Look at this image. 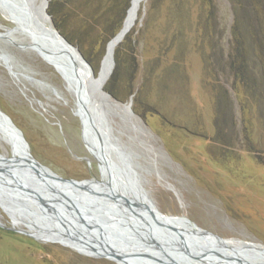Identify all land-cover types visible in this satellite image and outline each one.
Segmentation results:
<instances>
[{"label": "rangeland", "instance_id": "obj_1", "mask_svg": "<svg viewBox=\"0 0 264 264\" xmlns=\"http://www.w3.org/2000/svg\"><path fill=\"white\" fill-rule=\"evenodd\" d=\"M15 26L0 36V54L10 58L0 59V108L23 130L40 162L65 178L101 179L73 93L0 10V32ZM133 29L123 46L118 97L105 88L115 52L104 84L112 100L131 103L125 111L104 104L109 128L98 136L111 145L110 157H128L140 186L165 214L186 216L228 240L264 246V0H142ZM236 29L247 37V73L258 80L253 89L230 65ZM89 44L85 40L82 49L97 57L99 76L108 48L99 54L100 46ZM0 153L12 155L1 137ZM34 205L0 190V264H123L35 237L31 231L38 226L64 225L45 220Z\"/></svg>", "mask_w": 264, "mask_h": 264}, {"label": "water", "instance_id": "obj_2", "mask_svg": "<svg viewBox=\"0 0 264 264\" xmlns=\"http://www.w3.org/2000/svg\"><path fill=\"white\" fill-rule=\"evenodd\" d=\"M32 2L34 0H0V8L15 13L16 20L36 37L34 41L37 47L34 49L44 60L50 59L54 64L63 62L69 71H75L77 59L80 58L95 75L92 65L80 49L55 26L47 10L49 0H45L41 8L35 9ZM45 18L48 26L44 25ZM13 31H16V26L0 32V36H8ZM129 31L121 36L119 43ZM114 52L115 49L112 51L113 67ZM0 59L8 63L10 58L1 52ZM126 106L130 109L131 103ZM86 112L90 127L101 136L104 132L101 131V111L95 107L86 108ZM81 120L83 140L90 146ZM0 129L9 136L12 148L10 157L0 153V190L32 205L35 202L27 199L26 195L37 199L38 211L45 220L58 218L69 231L107 247L108 250L100 252L101 257L117 263L123 260L134 264H256L263 260L262 253L254 248L256 243L234 240L253 245L243 248L242 253L230 249L228 239L199 227L186 216L169 215L161 210L158 213L153 204L147 203L150 197L140 186L127 156H123L119 162L108 161L105 175L101 166L103 160L92 151L99 160L102 178H65L33 155L23 130L1 108ZM106 155L108 153L104 152L103 156ZM63 213L67 219L63 218Z\"/></svg>", "mask_w": 264, "mask_h": 264}, {"label": "bare ground", "instance_id": "obj_3", "mask_svg": "<svg viewBox=\"0 0 264 264\" xmlns=\"http://www.w3.org/2000/svg\"><path fill=\"white\" fill-rule=\"evenodd\" d=\"M43 2L45 0H34L32 2L33 4V9L35 8H41L43 6ZM142 0H132V6L130 7L129 13L126 17L125 23L123 25V29L121 33L114 39L110 41V44H108V53L105 57V62L102 67V70L99 74V76H94L92 72L87 68L85 64H83L82 60L80 58L77 59V69L75 71H69L67 69V65H65L63 62H58L57 64L53 63L50 59L46 60L49 63L53 64L55 68L58 70V72L62 75V77L65 80L66 85L68 86V89L73 93L75 99H76V109L75 112L83 119L84 126H85V137L89 141V145L91 149L95 152L96 156H98L99 159L103 160L101 162L102 170L105 172L106 175V163L108 161H113L112 158L109 155L108 151V146L106 143H104L100 137L98 136L97 132H95L91 127H90V119L89 115L86 112V108L92 109V108H99L101 111V131L103 130L105 133V130H108V122L109 119L107 117V113L104 108V104L108 103L109 105H112L115 107V110L117 111L120 110H128L127 106L121 105L120 103L115 102L114 100L111 99V97L107 96V94L104 91V84L109 78L111 71L113 69V64H112V51L115 49V47L119 44V41L121 39V36L126 33L128 30L132 28V26L135 24V21L138 16V11L140 8ZM0 10L3 12V14L11 21L17 24V27L24 31L30 41L31 44L29 45L30 48L35 50L37 46L35 45L36 37H33L30 32L25 30V26L16 20L17 15L14 13H10L8 10L4 8H0ZM44 25L48 26V20L45 18L44 19ZM33 34V33H32ZM36 51V50H35ZM39 54V53H38ZM40 55V54H39ZM1 57V54H0ZM4 61V60H3ZM104 61V60H103ZM86 107V108H85ZM123 114V113H122ZM97 124H99V120L96 119ZM104 128V129H103ZM106 134V133H105ZM0 137L9 145H11V141L7 133L2 131L0 129ZM108 153V155L103 156V154ZM143 189V187H142ZM145 190V189H144ZM27 199L30 201L35 202L34 204L39 206V202L37 199L33 198L30 195H26ZM150 197V196H149ZM147 203H151L154 205L156 211L160 213V210L156 205L153 203L151 198H148ZM35 214V213H33ZM63 218L67 219V217L63 213ZM58 219V218H57ZM59 220V219H58ZM60 221V220H59ZM174 222V220H172ZM61 222V221H60ZM175 223V222H174ZM179 224L178 222H176ZM63 224V222H61ZM64 228H59L57 226H38L34 228L31 232L32 234L40 239L43 240H59L64 244H67L73 248L78 249L79 251L86 252V253H99L103 252L104 250H108V248L103 247V245L98 244L96 242L90 241L87 239L84 235H76L75 233L69 231L66 227L65 224ZM228 246L230 249H237L238 251L242 252L243 248L247 247H253V245H245L241 244L240 242L237 241H232L229 240L227 242ZM102 246V247H101ZM257 252H261L263 256V260L260 262H256V264H264V246L260 244H256L254 247ZM243 253V252H242ZM120 263L123 264H134V263H129V261H123L120 260Z\"/></svg>", "mask_w": 264, "mask_h": 264}, {"label": "trees", "instance_id": "obj_4", "mask_svg": "<svg viewBox=\"0 0 264 264\" xmlns=\"http://www.w3.org/2000/svg\"><path fill=\"white\" fill-rule=\"evenodd\" d=\"M102 5L104 6L102 7ZM130 5L131 0H50L48 12L52 16L55 26L70 42L79 47L88 62L97 71L99 68L97 57H94V54L91 55L92 52L86 53L82 49V44L85 40H90V46H100L99 54L101 51H105L109 40L121 29ZM74 18L78 19V23L74 21ZM251 25H255V22H250V29ZM134 33L133 29L115 49L116 67L105 87L115 97H118L115 84L122 75L123 46L132 41ZM235 33L239 41L235 46V54H232L230 65L234 69L235 76L247 87L250 86L253 89L258 87V80H252L247 73L249 68L252 69L249 61L251 53L245 43L247 37L242 34L241 30L240 32L237 30ZM255 36L257 34L252 33L250 38L254 40ZM254 46L257 49L261 48V44L256 41H254ZM252 84H254L253 88Z\"/></svg>", "mask_w": 264, "mask_h": 264}]
</instances>
